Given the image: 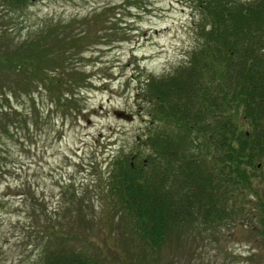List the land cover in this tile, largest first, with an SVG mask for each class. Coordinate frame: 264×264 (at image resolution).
I'll return each mask as SVG.
<instances>
[{
	"label": "rangeland",
	"instance_id": "rangeland-1",
	"mask_svg": "<svg viewBox=\"0 0 264 264\" xmlns=\"http://www.w3.org/2000/svg\"><path fill=\"white\" fill-rule=\"evenodd\" d=\"M201 1L0 4V37H8L0 47L78 36L69 62L52 74L88 76L71 87L75 102L65 108L49 85L33 79L29 88L14 67L0 70V264H39L58 246L92 251L106 264H264L256 228L264 213L253 205L242 202L245 214L194 224L152 249L132 232L108 186L116 158L139 153L138 141L164 125L151 113V81L189 68L206 43L211 13ZM115 109L135 119H119ZM256 174L264 192V167Z\"/></svg>",
	"mask_w": 264,
	"mask_h": 264
},
{
	"label": "trees",
	"instance_id": "trees-1",
	"mask_svg": "<svg viewBox=\"0 0 264 264\" xmlns=\"http://www.w3.org/2000/svg\"><path fill=\"white\" fill-rule=\"evenodd\" d=\"M31 1L0 4L21 10ZM201 5L210 11L212 24L191 66L151 81V113L164 125L138 141L145 146L139 153L116 158L108 181L132 232L152 249L194 224L213 226L233 213L245 214L242 202L253 205L257 215L264 213V192L255 177L264 167V0H202ZM57 36L53 42L1 45L0 70L14 67L29 88L33 79L42 81L70 108L71 87L88 76L70 70L66 78L64 71L52 74L69 62L72 41L79 39L50 35ZM249 193L254 202L246 199ZM257 221L264 243V217ZM39 264L106 262L92 251L58 246Z\"/></svg>",
	"mask_w": 264,
	"mask_h": 264
},
{
	"label": "water",
	"instance_id": "water-1",
	"mask_svg": "<svg viewBox=\"0 0 264 264\" xmlns=\"http://www.w3.org/2000/svg\"><path fill=\"white\" fill-rule=\"evenodd\" d=\"M114 115L117 118L122 119V120H126V121H133L135 119V116L132 113H130L124 109H115Z\"/></svg>",
	"mask_w": 264,
	"mask_h": 264
}]
</instances>
